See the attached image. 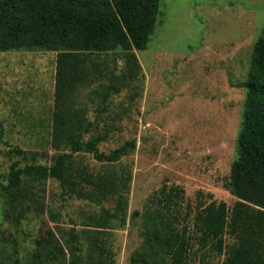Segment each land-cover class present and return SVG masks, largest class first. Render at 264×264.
Wrapping results in <instances>:
<instances>
[{"label": "rangeland", "instance_id": "obj_1", "mask_svg": "<svg viewBox=\"0 0 264 264\" xmlns=\"http://www.w3.org/2000/svg\"><path fill=\"white\" fill-rule=\"evenodd\" d=\"M263 28L264 0H159L154 34L145 50L134 51L140 68L136 78H128L120 50L90 57L105 77L81 94L87 121L95 123L106 116L100 113L103 102L111 117L117 113L121 118L120 129L101 142L98 150L108 153L135 142V149L119 164L130 175L122 193L125 205L118 210L123 222L113 220L107 230L115 264H129L141 245L140 214L164 184L184 190L181 207L185 210L188 206L193 210L199 200L209 202L207 195L229 208L235 203L224 184L237 157L244 84L252 47ZM56 55L0 52L2 185L13 163L20 168L30 164L12 149L37 152L38 164L53 163L57 153L51 145ZM123 79L128 86L103 100L110 83L121 85ZM73 160L93 174L109 169L90 154H74ZM29 184L40 194L41 214L30 209L21 218L10 217L0 198V254L5 246L19 263L28 262L47 231L54 232L67 249L70 232L79 234L88 216L99 215L103 208L113 212L118 201L110 197L91 203L62 196L53 179ZM235 243L226 233L221 255L200 253L196 246L191 264H225ZM77 247L81 254L84 246Z\"/></svg>", "mask_w": 264, "mask_h": 264}, {"label": "trees", "instance_id": "obj_2", "mask_svg": "<svg viewBox=\"0 0 264 264\" xmlns=\"http://www.w3.org/2000/svg\"><path fill=\"white\" fill-rule=\"evenodd\" d=\"M158 16L159 0H0V52L57 54L51 118V145L57 153L47 167L36 163L37 152L11 150L30 164L20 168L13 163L7 183L0 184V198L8 216L18 219L30 209L43 213L40 194L29 182L46 179L57 181L62 196L68 198L100 203L118 197L113 212L103 208L99 215L87 217L86 228L79 234L69 233L67 249L54 232L47 231L27 263L13 259L4 246L0 264H115L107 230L113 220L123 222L118 210L125 205L122 193L130 175L119 164L135 149V142L100 152L98 145L120 129L121 118L117 113L111 117L103 102L100 113L106 116L88 122L80 98L83 91L105 77L91 60L93 54L120 50L128 78L138 76L140 68L134 51L147 48ZM127 86L125 79L121 85L111 82L103 100ZM244 88L237 157L224 184L235 203L229 208L207 195L209 202L199 200L193 210L188 206L186 211L181 207L184 190L164 184L139 213L142 242L129 264H191L196 246L200 253L221 255L226 233L236 243L225 264H264V28L252 47ZM89 133L93 134L84 139ZM79 153L90 154L109 169L88 172L73 160V155ZM77 245L84 246L81 254Z\"/></svg>", "mask_w": 264, "mask_h": 264}]
</instances>
